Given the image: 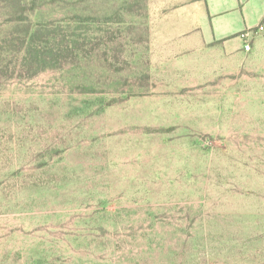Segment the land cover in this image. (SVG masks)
<instances>
[{"label":"rangeland","instance_id":"obj_1","mask_svg":"<svg viewBox=\"0 0 264 264\" xmlns=\"http://www.w3.org/2000/svg\"><path fill=\"white\" fill-rule=\"evenodd\" d=\"M193 1L0 0V264H264V20Z\"/></svg>","mask_w":264,"mask_h":264},{"label":"crops","instance_id":"obj_2","mask_svg":"<svg viewBox=\"0 0 264 264\" xmlns=\"http://www.w3.org/2000/svg\"><path fill=\"white\" fill-rule=\"evenodd\" d=\"M175 16L169 30L184 38L188 50L215 45L245 52L239 41L242 35L252 38V30L262 25L264 0H196L176 10Z\"/></svg>","mask_w":264,"mask_h":264},{"label":"built area","instance_id":"obj_3","mask_svg":"<svg viewBox=\"0 0 264 264\" xmlns=\"http://www.w3.org/2000/svg\"><path fill=\"white\" fill-rule=\"evenodd\" d=\"M258 30V29H257ZM256 30V31H257ZM241 40H242V42H243V50L245 51V52H249L250 51V49H251V40H250V37L248 36V35H242L241 36Z\"/></svg>","mask_w":264,"mask_h":264},{"label":"trees","instance_id":"obj_4","mask_svg":"<svg viewBox=\"0 0 264 264\" xmlns=\"http://www.w3.org/2000/svg\"><path fill=\"white\" fill-rule=\"evenodd\" d=\"M257 29H254V30H252V31H256ZM234 37H236V36H234ZM38 52H40V51H38ZM35 63H41L40 61H36Z\"/></svg>","mask_w":264,"mask_h":264}]
</instances>
